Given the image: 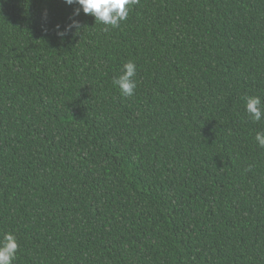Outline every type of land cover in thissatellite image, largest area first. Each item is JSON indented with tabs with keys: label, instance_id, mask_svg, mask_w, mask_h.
<instances>
[{
	"label": "trees",
	"instance_id": "obj_1",
	"mask_svg": "<svg viewBox=\"0 0 264 264\" xmlns=\"http://www.w3.org/2000/svg\"><path fill=\"white\" fill-rule=\"evenodd\" d=\"M80 7L0 0L13 264H264V0H136L116 28Z\"/></svg>",
	"mask_w": 264,
	"mask_h": 264
},
{
	"label": "clouds",
	"instance_id": "obj_2",
	"mask_svg": "<svg viewBox=\"0 0 264 264\" xmlns=\"http://www.w3.org/2000/svg\"><path fill=\"white\" fill-rule=\"evenodd\" d=\"M66 3L81 6L76 9V15H79L82 10L84 14L95 17L96 22L116 28L120 26L121 21L128 18L131 5L136 3V0H66ZM78 23V21H73L69 27H76ZM58 35L63 37L64 32H58ZM136 76V63L132 60L125 62L121 74L113 80V84L119 87L122 96H134L137 88ZM245 110L254 123L264 119V102L258 95L246 99ZM254 139L260 148H264V131L257 132ZM18 249L16 235L13 232L4 233L3 238L0 239V264H13L17 258Z\"/></svg>",
	"mask_w": 264,
	"mask_h": 264
}]
</instances>
